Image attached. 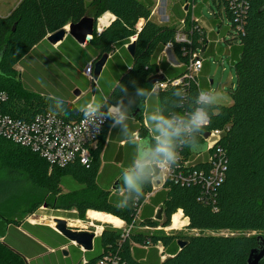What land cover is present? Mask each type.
<instances>
[{
	"label": "trees",
	"instance_id": "trees-1",
	"mask_svg": "<svg viewBox=\"0 0 264 264\" xmlns=\"http://www.w3.org/2000/svg\"><path fill=\"white\" fill-rule=\"evenodd\" d=\"M214 2L219 9L222 8L220 0ZM223 9L231 28V38L225 41L230 44L235 39L238 41V45L231 47L236 76L235 85L229 92L231 102L228 105H202L211 115L199 138L203 148L181 149L180 161L173 166L174 172L181 174L207 171L210 164L204 158L206 145L203 136L214 129L223 130L210 153L216 152L222 159L225 176L208 193L203 195L199 182L182 184L166 179L160 180V190L145 201L157 177L145 187L141 196L124 185L125 171L122 169L114 175H123L118 191L111 193L109 184L114 179L104 185L99 179V169L104 143L109 134L110 137L115 135L120 127V124L113 126L115 117L112 115H109L96 149L92 151L88 167L75 161L64 167L50 168L29 149L0 137V166H7L10 171L14 168L26 171L30 189L27 197L31 202L26 212H33L34 208L43 205L74 209L76 215L72 216L78 218L91 209L108 213L109 217L115 216L114 219L118 222L121 219L127 226L165 228L170 225L172 215L181 210L188 219L186 227L197 231L178 239L160 232L104 227L97 240L102 247L101 253L85 264H246L250 250L257 245L258 235H221L216 232L264 231V0H246L240 20L235 19L229 9ZM107 12L113 15V20L101 31L94 30L85 48L90 45L96 49L95 60L105 53L112 54L114 59L115 51H124L129 64L120 71L98 109L116 107L127 117L135 114L140 123L138 135L154 145L157 134L148 132L140 113L135 112L150 92L148 79L163 70L165 75H161L169 82L166 88L157 92V115L188 117L197 106V88L189 81L175 86L170 83V80L184 75L186 68L157 63L167 43L172 45L177 60L186 62L188 53H184V49L188 50V46L175 41L174 26L154 21L149 5L140 0H20L8 15L0 17V90L6 93L2 110L23 120H30L36 113L47 110L66 120L78 119L81 113L77 107L57 96L48 97L39 90L30 91L21 76H25L28 83L33 82L30 75L40 67L34 53L49 34L77 23L84 16L97 21ZM174 12L177 17L182 16L178 6ZM140 20L143 22L139 25ZM186 20L189 21V16ZM204 36L194 33L191 49L203 48L198 41ZM131 37L135 38L133 57L124 48ZM69 39V36L65 38L62 47L67 46ZM103 76L104 72L97 82ZM132 128L123 135L125 139L130 138L134 125ZM21 185L22 181L14 178L0 179V204L8 200V194L17 193L16 189ZM63 187L68 188L67 193H61ZM120 190L122 195H118ZM119 202L127 204L128 208H118ZM88 214L101 215L92 211ZM4 217L0 216V223H19L21 220L14 215ZM179 240L185 242L181 249L177 244ZM158 244L162 248L160 256L165 255V258L160 260L158 255L154 261L149 256L143 260L144 248H147V254H158L155 248ZM0 264H27L24 257L6 243V237L0 241Z\"/></svg>",
	"mask_w": 264,
	"mask_h": 264
},
{
	"label": "crops",
	"instance_id": "crops-1",
	"mask_svg": "<svg viewBox=\"0 0 264 264\" xmlns=\"http://www.w3.org/2000/svg\"><path fill=\"white\" fill-rule=\"evenodd\" d=\"M195 7L196 8L194 11V15H198L197 17L201 18L200 15L197 13L198 7ZM180 11L182 12V18L184 17L183 9L181 8ZM113 18L114 17L112 14L108 12L105 13L97 19L96 29H103L113 20ZM179 18L180 17L178 16V19ZM153 20L156 21L155 19ZM142 22L143 21L140 20L139 25ZM200 22V25L205 29V31H207L208 24L203 23L202 20ZM100 26H102V28H99ZM67 36H69L71 39L68 40L69 43L67 44V46L62 47V42ZM87 42L84 45H79L70 35L66 34L62 41L58 42L55 45H52L45 38L44 42L38 45L36 53H34V57L40 63V67L37 70L42 74V77L39 76L36 71L32 74L34 75L33 77L39 82V85H37L33 81V87L36 90L42 92L43 94L48 95V97L57 96L70 102L75 107H77L79 111H81L89 103L101 105L102 101L105 99L108 88H111V86L116 82L117 76L120 71L129 64V59L128 55L124 51H115L117 55L114 59L111 57L112 54H109L108 59L101 71V73L104 72L103 81L101 77L100 81L97 82V87L95 88V90H92L89 88V86H86V83L88 84V81L84 79L85 77L82 74L83 71L81 72V70H78L77 67V64H80L79 66H81L83 61H85V63L83 64V66L85 67L96 58L95 56H97V51L95 48L90 45L88 48H85ZM76 44H78L80 47H77ZM124 48L127 50L125 45ZM214 49L215 46H213V44H210L204 52H206V54L208 55ZM171 50L172 49L167 50L171 53V59H169V55L167 53L164 54L161 51L160 55L157 58V63L164 62L171 67L182 66V63L177 60V57ZM229 51L231 52V48L229 49ZM173 60H175L177 66L170 65ZM205 62L206 60L203 61L202 70L199 74L201 80ZM65 65H68L70 67L72 66V68L75 67V69L80 72V79L83 83L77 81L74 78H71L70 72ZM159 71L162 73L163 70ZM158 103V94L149 93L148 97L143 101L141 106L135 112L140 113L139 116L142 118L143 125H146L148 132L152 134H154V131L151 127L150 118L157 115ZM114 109L117 110L118 108L114 107ZM125 123L127 125L128 131H132V125H134L135 127V130L132 132L130 138L128 140L125 139L123 137L124 134H122V137L120 136L122 132V128L120 125L115 135L110 137L109 134L100 153L101 165L99 169V179L103 181L104 185H107V183H110L111 179H114L112 183L109 184V190H111V193H116V191H118L120 183L115 189L113 188V186L123 176L121 175L118 177L114 175L119 172L120 169L126 172L129 168L132 167L133 163H135L138 157L137 145L142 140H144L140 135H138L137 127L140 126V123L136 118V115L133 117L132 115L128 116ZM126 140L131 141L129 142V145L128 143L125 145V142H127ZM156 181L155 183L159 185L157 191H159L161 188L159 175L157 176ZM74 183L78 184L77 181H75ZM63 189H65L66 193L68 192V188L63 187ZM122 194L123 191L120 190L118 192V195ZM60 210L67 212V210L65 209ZM90 210L91 209L87 211ZM93 212L100 213L101 215L88 214V216L98 221L103 220L105 212ZM2 215L5 216L4 218H10L11 216L13 217L10 210L4 211L2 214H0V216ZM34 217L35 216L31 218L34 221L20 220L19 223H0V235H2L0 236V241H3L4 237H6V243L16 252H18L21 256H23L27 264H85L87 260L101 253L102 247L97 240L104 228L100 227V231L97 234L93 232L95 233V235L92 240V248L90 250H84L75 242L66 239L62 234L56 231L53 228L54 225L51 226L47 219H35ZM183 217L185 218V220H187V224L188 219L184 215ZM53 218H51L50 220H52ZM57 218H60V216H57ZM73 218L75 219V216ZM119 220L121 222L120 225L114 226L111 224L112 227L110 228L115 227L114 229H116L120 228L123 224L125 225L124 221H122L121 219ZM159 246H161V244H158L157 247H155L158 250V254L152 252H149L147 254V252L145 253L147 248H144L145 251L143 260H145V258L149 256V258L154 261L157 259L158 255L160 257V260H163L165 258V255L160 256L159 252L162 250V248L159 249Z\"/></svg>",
	"mask_w": 264,
	"mask_h": 264
},
{
	"label": "built area",
	"instance_id": "built-area-1",
	"mask_svg": "<svg viewBox=\"0 0 264 264\" xmlns=\"http://www.w3.org/2000/svg\"><path fill=\"white\" fill-rule=\"evenodd\" d=\"M195 1L186 0L182 6L184 17L177 20L178 25L175 27L174 33L176 42L184 43L188 46V50L184 49V53H188V59L182 63L186 71L184 75L170 80V83L175 86L185 81L192 82L197 88L198 95L201 92L199 74L203 66L201 52L205 51L212 41L205 35L204 38H200L198 41L203 48L191 49L192 35L194 33L205 34L203 27L200 25L199 17L194 16ZM220 1L222 2V8L225 7L232 11L235 19H241V13L245 7L246 0ZM187 16H189L188 22L186 20ZM134 40L135 38L131 37L129 43ZM215 42L217 41L215 40ZM171 47L172 45L167 43L164 45L162 52L166 54L167 50H170ZM82 74L88 79L90 89L95 90L97 80L93 78L92 62L83 68ZM156 74L162 73L158 71ZM168 82V80H165V77L163 80L157 81L150 87L149 93H157L159 90L166 88ZM5 99L6 93L0 90V137L29 149L43 159L50 168L54 166L64 167L75 161L88 167L92 158V151L96 149L98 139L108 122L109 115L115 117L114 114L116 112L114 111V107H108L106 110L98 109L94 117H85V106L80 111L81 115L78 119L66 120L54 112L47 110L36 113L30 120H23L14 118L2 110ZM197 107H202V104H198L197 102V106L194 109ZM208 133L207 138L204 139L206 145L204 158L210 164L207 171L194 170L187 174H181L174 172L172 168L169 172L159 171L160 180L171 179L182 184L199 182L203 188V195L208 193L211 188L220 184L224 180L225 165L216 152L210 153V150L222 135L223 130L214 129ZM158 187L159 185L154 180L152 190L146 195L145 201L157 191Z\"/></svg>",
	"mask_w": 264,
	"mask_h": 264
},
{
	"label": "rangeland",
	"instance_id": "rangeland-1",
	"mask_svg": "<svg viewBox=\"0 0 264 264\" xmlns=\"http://www.w3.org/2000/svg\"><path fill=\"white\" fill-rule=\"evenodd\" d=\"M19 1L20 0H0V17L8 15ZM140 1H143L149 5L151 9L152 18L155 19L158 23L168 25V26H174V27H177L178 25L177 23L178 17L176 16V13L174 12V8L178 6L181 9L182 6L186 2V0H140ZM195 6L198 7L197 13L201 17L199 18L200 21L202 20L203 23L208 24L207 31H205V29L203 28L205 35L207 36V38H209L212 41L211 44L215 46V49L211 51L210 54L208 55L204 51L201 52V58H203V61L206 60V62H205L203 72H202V80L200 79V76H199V82L201 84L200 90L201 91L202 90H216V91L221 92L222 98L220 99L218 104L228 105L231 102L229 92L234 87L235 81H236L235 68L233 65L235 59L234 57L231 56L232 54L229 51V49L231 48L232 45H238V41L235 39L233 40L232 44L225 41L231 38V34L229 33L231 29L230 22L224 12V9L220 8L221 9L220 10L219 7L214 2V0H196ZM194 16H198V15H194ZM99 28H102V26H100ZM223 37L224 39H222ZM215 40L217 42H215ZM167 54L169 55V59H171L170 57L171 53L167 51ZM84 63L85 61H83L81 66H79L80 64H77L78 70H81V72L83 71ZM170 65L177 66L175 60H173ZM65 66L68 68L71 78H74L77 81L81 82L80 75H79L80 72L77 71L75 67L72 68V66L71 67L68 65H65ZM16 68L20 73H22V69L19 66H17ZM35 71L37 72L39 76L42 77V74L38 72L37 69H35ZM33 76L34 75H30L31 79L37 85H39L38 80H36ZM21 78L24 81L25 86L30 91L36 92V89L33 87L32 83H28L25 80V76H21ZM84 79L88 81L86 77ZM102 81H103V77H102ZM210 81L212 82L210 83ZM89 85L90 83L88 81V84L86 83V86L88 87ZM108 90H110V87L108 88ZM14 169H15L14 171H10L8 170L7 166L6 167L0 166V179L7 180V179L14 178V179L22 181V185L16 189V191L18 192L17 193L13 192L14 194L12 193V195L8 194L6 197V199L8 200L0 204V214L1 212L3 213L4 211L10 210L12 215L20 217L21 221H27V220L34 221L31 218L35 216L34 217L35 219H38V218L47 219L51 226H53L54 223L50 219L53 217L60 216V218H63L67 221V224L71 228L95 232L96 234L99 233L100 231V229L98 231V227H102V228L112 227V225L118 226L121 224V222H118L113 217H109L105 213H104L105 218L101 221H98L88 216L89 211L85 212V214L74 219L73 218L74 216L72 215H76V210L74 211L71 209L65 212L60 209L48 208L47 206H43V205L37 208H34L33 212H26V210L30 208L29 204L31 203L28 201L29 199L27 197V191H30L28 187L29 183L26 182L28 178H26L25 176L24 172L26 171L24 169H21V168L20 169L14 168ZM26 187L28 188V190L25 189ZM6 193L8 192L6 191ZM61 193H66L65 189L62 188ZM90 211L93 212L94 210H90ZM65 213H68V214H65ZM173 215L171 217L172 223H173ZM186 221L187 220H185V218L182 216L180 218V222L177 224V226H174V227H171L172 223H170V225L165 228H161V227L144 228V227H139V226H127L123 224L120 228H116V229L131 230V231H145L146 230L149 232H160L164 234L174 235L178 239H183L187 236L197 233L196 230H191L186 227L185 225ZM105 223H110V224H105ZM216 234H221V235L244 234V235L264 236V231L224 230V231L216 232ZM159 249H161V246H159Z\"/></svg>",
	"mask_w": 264,
	"mask_h": 264
},
{
	"label": "clouds",
	"instance_id": "clouds-1",
	"mask_svg": "<svg viewBox=\"0 0 264 264\" xmlns=\"http://www.w3.org/2000/svg\"><path fill=\"white\" fill-rule=\"evenodd\" d=\"M139 91L143 92V90ZM221 98L222 93L219 91L202 90L197 95V102L202 105H217ZM98 108L99 104H87L84 116L94 117ZM114 115L113 126L120 124L122 133L126 135L128 131L125 123L127 116L119 109ZM210 119L211 115L206 107H197L186 118L182 115L171 118L160 115L151 117V127L157 134L155 144L152 145L148 140H142L137 145L138 157L123 176V183L127 189L135 190L141 196L144 195L145 187L159 175V171L169 172L173 166L178 165L181 149H202L203 145H201L199 138ZM117 207L128 208L127 204L123 202H119Z\"/></svg>",
	"mask_w": 264,
	"mask_h": 264
},
{
	"label": "water",
	"instance_id": "water-1",
	"mask_svg": "<svg viewBox=\"0 0 264 264\" xmlns=\"http://www.w3.org/2000/svg\"><path fill=\"white\" fill-rule=\"evenodd\" d=\"M181 19V17L179 18ZM96 20L93 17L84 16L77 23H70L67 27H64L54 33L49 34L46 40L55 45L62 41L66 34L70 35L79 45H84L89 39H91L94 30L101 31V29H96ZM15 27V25H14ZM13 27V30H14ZM129 55L133 57L135 50V43L132 41L126 47ZM1 57V56H0ZM108 59V54H102L98 59L92 60L93 65V78L97 80L101 74L102 68ZM164 76L161 74H155L150 79H148V84L150 86L154 85L157 81L163 80ZM212 82V81H210ZM135 114H132V117ZM208 132L204 134V139L207 138ZM121 180V179H120ZM120 180L113 186L115 189ZM54 226L53 228L62 234L66 239L75 242L77 245L82 247L84 250H90L92 248V240L95 233L90 231L78 230L71 228L67 221L63 218H53ZM257 245L252 248L248 254L246 264H261L264 261V237L261 235L256 236ZM177 244L181 249L184 245V241H178Z\"/></svg>",
	"mask_w": 264,
	"mask_h": 264
},
{
	"label": "bare ground",
	"instance_id": "bare-ground-1",
	"mask_svg": "<svg viewBox=\"0 0 264 264\" xmlns=\"http://www.w3.org/2000/svg\"><path fill=\"white\" fill-rule=\"evenodd\" d=\"M115 111V110H114ZM182 212L179 210L176 213H174L173 215V223L171 225V227L177 226V224L180 222V218L182 217ZM100 227H98V231H99Z\"/></svg>",
	"mask_w": 264,
	"mask_h": 264
}]
</instances>
